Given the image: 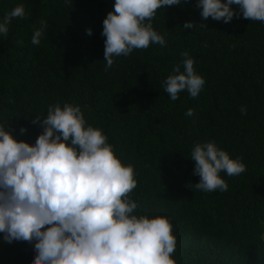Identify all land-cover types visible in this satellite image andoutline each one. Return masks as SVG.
<instances>
[{
  "label": "trees",
  "instance_id": "obj_1",
  "mask_svg": "<svg viewBox=\"0 0 264 264\" xmlns=\"http://www.w3.org/2000/svg\"><path fill=\"white\" fill-rule=\"evenodd\" d=\"M197 2L158 9L151 22L166 46L114 57L105 71L103 21L115 0H0V23L17 5L27 14L0 33V122L34 146L43 130L32 121L45 118L49 105H79L87 124L134 166L136 214L170 218L177 264H264V22L243 18L235 4L231 22L204 20ZM41 20L47 27L33 45ZM185 22L195 27L184 29ZM183 52L205 85L196 98L185 90L172 101L163 81L176 65L184 71ZM209 141L246 165L238 176L220 173L224 192L195 188L191 152ZM3 235L0 264H33L35 242L7 244Z\"/></svg>",
  "mask_w": 264,
  "mask_h": 264
},
{
  "label": "clouds",
  "instance_id": "obj_2",
  "mask_svg": "<svg viewBox=\"0 0 264 264\" xmlns=\"http://www.w3.org/2000/svg\"><path fill=\"white\" fill-rule=\"evenodd\" d=\"M181 2L115 0L114 11L103 21L105 71L112 68L114 57H127L152 43L166 46L151 21L158 9ZM234 4L243 18L264 22V0H198L196 7L204 20L229 23L237 16ZM26 15L24 5H17L5 14L0 33L7 35L12 19ZM39 23L33 45L41 43L47 27L46 20ZM193 27L191 22L183 25ZM182 55L184 71L176 65L163 81L172 101L185 90L196 98L205 85L194 59L188 52ZM240 111L247 115L245 106ZM185 115L193 116L194 109ZM32 123L43 130L34 146L17 141L12 125L0 122V233L5 243L35 242L33 264H177L170 218L136 214L138 203L130 197L138 184L134 166L117 157L102 129L87 124L79 105H49L47 116ZM191 159L194 175L200 177L195 188L203 192L227 191L220 173L231 177L246 170L242 156L231 158L215 141L197 143Z\"/></svg>",
  "mask_w": 264,
  "mask_h": 264
}]
</instances>
